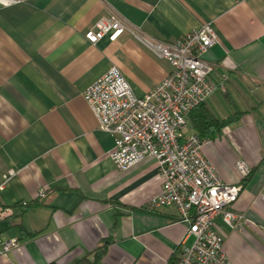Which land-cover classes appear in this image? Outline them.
<instances>
[{
	"label": "crops",
	"instance_id": "0c3cea01",
	"mask_svg": "<svg viewBox=\"0 0 264 264\" xmlns=\"http://www.w3.org/2000/svg\"><path fill=\"white\" fill-rule=\"evenodd\" d=\"M111 16L166 42L211 22L204 103L218 119L238 117L202 151L223 182L242 184L232 209L243 216L240 228L220 217L214 228L232 264H264V0L0 3V240L19 242L0 264H174L193 240L175 207L147 209L162 185L156 159L118 169L82 96L112 65L138 97L170 71L128 33L90 44L85 32ZM182 132L197 134L189 117ZM237 160L251 168L245 179Z\"/></svg>",
	"mask_w": 264,
	"mask_h": 264
},
{
	"label": "built area",
	"instance_id": "2783aa9c",
	"mask_svg": "<svg viewBox=\"0 0 264 264\" xmlns=\"http://www.w3.org/2000/svg\"><path fill=\"white\" fill-rule=\"evenodd\" d=\"M15 2L0 0L2 4ZM123 33L165 60L170 71L142 97L134 94L116 65L83 90L98 128L113 138L108 156L122 170L146 156L156 159L162 185L147 209L175 207L180 220L188 225L185 237L193 238L189 245L181 246L174 264H232L214 222L220 217L232 229L241 227L243 216L235 213L232 205L242 184L223 182L205 159L202 148L210 142L208 138L182 132L190 111L204 103L214 89L209 82L214 66L203 58L217 41L213 26L211 22L204 23L180 40L166 42L111 16L99 19L84 37L94 45L104 36L112 42ZM235 168L241 179L251 172L243 160H237ZM44 196V189H40L38 197ZM8 214L9 209L0 206V221ZM18 245L16 239L0 240V256Z\"/></svg>",
	"mask_w": 264,
	"mask_h": 264
},
{
	"label": "trees",
	"instance_id": "16d2710c",
	"mask_svg": "<svg viewBox=\"0 0 264 264\" xmlns=\"http://www.w3.org/2000/svg\"><path fill=\"white\" fill-rule=\"evenodd\" d=\"M188 117L191 121L192 127L196 130L199 137L210 138L218 133L225 125L236 120L238 113L224 119H218L209 111L205 106V103H201L190 111ZM100 251L102 252V249ZM48 264L56 263L51 262Z\"/></svg>",
	"mask_w": 264,
	"mask_h": 264
}]
</instances>
